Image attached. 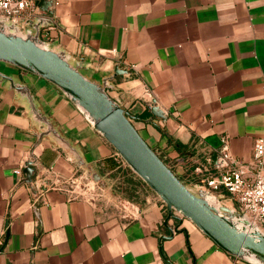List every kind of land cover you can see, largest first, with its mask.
<instances>
[{
    "label": "crops",
    "instance_id": "crops-1",
    "mask_svg": "<svg viewBox=\"0 0 264 264\" xmlns=\"http://www.w3.org/2000/svg\"><path fill=\"white\" fill-rule=\"evenodd\" d=\"M40 1L37 18L50 21L41 38L82 60L86 76L102 82L116 65L131 72L109 93L138 117L136 129L179 179L191 177L195 163L208 168L196 180L220 175L212 165L219 151L226 168L252 161L264 136V0H45L53 16L42 14ZM0 71L31 89L80 156L53 136L36 146L40 124L0 78V264H250L186 219L166 226L167 208L155 193L128 208L113 193L124 209L92 194L87 168L105 179L122 161L115 148L55 85L8 64ZM152 100L166 121L153 119ZM32 152L34 182H50L35 195L24 182Z\"/></svg>",
    "mask_w": 264,
    "mask_h": 264
},
{
    "label": "water",
    "instance_id": "water-1",
    "mask_svg": "<svg viewBox=\"0 0 264 264\" xmlns=\"http://www.w3.org/2000/svg\"><path fill=\"white\" fill-rule=\"evenodd\" d=\"M38 8L43 15H54L52 10ZM50 25L46 18H37L19 24L16 20L0 18V63L14 66L24 72L38 76L55 85L78 109L92 127L111 144L129 168L155 192L167 208L168 222L179 216L192 222L219 248L229 255L250 264H264V231L254 227L235 208L212 204L209 197L219 201L209 191L198 185L197 191L186 186L167 166L163 159L145 141L133 121L138 119L127 112L109 93L111 82L118 76L131 72L115 66L114 74L97 82L83 72L84 64L75 62L65 51H57L41 38L43 27ZM0 78L24 98L30 107L34 120L40 124L36 146L47 136H53L64 147L69 148L78 159L79 154L71 144L54 128L47 116L37 108L31 89L16 82L13 77L0 71ZM153 119L167 120L156 100L147 104ZM149 120V121H153ZM35 146V147H36ZM219 151L212 156V165L224 166L225 160ZM25 164V178L32 194L45 191L50 182H34L36 157ZM87 175L93 182L105 188L106 183L97 172L87 168ZM83 188V185H80ZM173 233V230L171 231ZM163 239H161L162 241Z\"/></svg>",
    "mask_w": 264,
    "mask_h": 264
},
{
    "label": "built area",
    "instance_id": "built-area-1",
    "mask_svg": "<svg viewBox=\"0 0 264 264\" xmlns=\"http://www.w3.org/2000/svg\"><path fill=\"white\" fill-rule=\"evenodd\" d=\"M38 16L36 0H0V18L21 24ZM117 158L122 160L119 154ZM218 169L220 175L204 177L202 183L205 187L202 188L221 195L227 193L244 218L264 231V136L255 142L252 161ZM207 171L204 164L197 165L195 169L198 175ZM16 172L22 174L21 170Z\"/></svg>",
    "mask_w": 264,
    "mask_h": 264
},
{
    "label": "rangeland",
    "instance_id": "rangeland-1",
    "mask_svg": "<svg viewBox=\"0 0 264 264\" xmlns=\"http://www.w3.org/2000/svg\"><path fill=\"white\" fill-rule=\"evenodd\" d=\"M115 163L117 166V170L113 171L109 175L104 176L105 179H103V180L106 183V187L103 188V187L99 186L97 183H94V184L92 183L94 185V189L92 190V194L96 193V194H99V196H103L107 202H109L110 204H112L114 206L117 204L114 201L113 193H116L119 198H123V200L126 201V203H125L127 205L126 208H128V203H136L146 193H155L147 186V184L137 174H135L129 168V166L125 163V161L123 159H122V161H120V162L116 161ZM199 164H202V163H198L197 165H199ZM195 165H196V163H195ZM192 170L194 171V169H192ZM188 174L191 177L186 178L185 180H183L184 182L183 181L182 182L186 186H188L189 188L197 191L196 186L200 185L203 187L205 185L202 183L201 178H198L199 180H196V178L200 177L201 175H198L195 171L194 172L189 171ZM83 189H86V187L83 186ZM210 193L213 196L219 198L217 192L216 193L210 192ZM217 202H218V205H223V203H230L225 198H219V201H217ZM223 206H225V205H223ZM117 208L124 209L120 205H117ZM231 208L236 209L237 205L235 204V206H233Z\"/></svg>",
    "mask_w": 264,
    "mask_h": 264
},
{
    "label": "trees",
    "instance_id": "trees-1",
    "mask_svg": "<svg viewBox=\"0 0 264 264\" xmlns=\"http://www.w3.org/2000/svg\"><path fill=\"white\" fill-rule=\"evenodd\" d=\"M176 147H177V149L179 150V151H181L183 148H184V146H183V144H180V143H177L176 145H175ZM161 159H162V157H161ZM165 162V161H164ZM166 163V162H165ZM196 165H195V167H194V171H195V169H196ZM181 180V179H180ZM182 181V180H181Z\"/></svg>",
    "mask_w": 264,
    "mask_h": 264
},
{
    "label": "bare ground",
    "instance_id": "bare-ground-1",
    "mask_svg": "<svg viewBox=\"0 0 264 264\" xmlns=\"http://www.w3.org/2000/svg\"><path fill=\"white\" fill-rule=\"evenodd\" d=\"M209 200L212 204H215L216 206H218V202L212 197H209ZM220 204V203H219Z\"/></svg>",
    "mask_w": 264,
    "mask_h": 264
},
{
    "label": "flooded vegetation",
    "instance_id": "flooded-vegetation-1",
    "mask_svg": "<svg viewBox=\"0 0 264 264\" xmlns=\"http://www.w3.org/2000/svg\"><path fill=\"white\" fill-rule=\"evenodd\" d=\"M118 205L122 206V207H125V204L123 203V200L120 199V202L118 200Z\"/></svg>",
    "mask_w": 264,
    "mask_h": 264
}]
</instances>
